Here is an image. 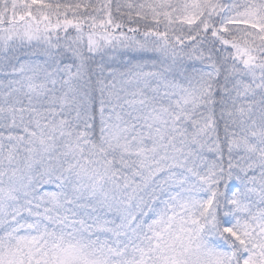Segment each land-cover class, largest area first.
Returning a JSON list of instances; mask_svg holds the SVG:
<instances>
[{"label": "snow or ice", "instance_id": "1", "mask_svg": "<svg viewBox=\"0 0 264 264\" xmlns=\"http://www.w3.org/2000/svg\"><path fill=\"white\" fill-rule=\"evenodd\" d=\"M0 264H264V0H0Z\"/></svg>", "mask_w": 264, "mask_h": 264}]
</instances>
